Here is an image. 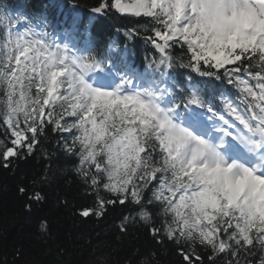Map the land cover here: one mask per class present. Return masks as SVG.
Listing matches in <instances>:
<instances>
[{
  "label": "snow or ice",
  "instance_id": "snow-or-ice-1",
  "mask_svg": "<svg viewBox=\"0 0 264 264\" xmlns=\"http://www.w3.org/2000/svg\"><path fill=\"white\" fill-rule=\"evenodd\" d=\"M30 159L25 212L62 160L59 206L146 234L127 264H264V0H0V168Z\"/></svg>",
  "mask_w": 264,
  "mask_h": 264
},
{
  "label": "trees",
  "instance_id": "trees-1",
  "mask_svg": "<svg viewBox=\"0 0 264 264\" xmlns=\"http://www.w3.org/2000/svg\"><path fill=\"white\" fill-rule=\"evenodd\" d=\"M22 3L24 0H10ZM34 4L62 3L63 0H32ZM94 0H82L93 3ZM110 22L102 25L107 28ZM143 45H137V60H142ZM42 160L21 161L14 172L0 168V264H99L98 257L105 255L108 264H127L133 254L152 249L143 230L133 231L122 242L115 239L117 229L113 224L115 215L99 225L83 224L71 215L68 209L59 206L65 195L73 199L75 186L67 183L72 179L62 160L52 165V183L43 187L46 201L36 206L31 214L25 212L18 198L17 185H30L31 180L44 170ZM47 219L51 232L41 237L39 223ZM119 223L118 220L115 221ZM63 248L62 254L59 249ZM16 249L21 250L19 256ZM161 264H175L176 256L171 252L158 251Z\"/></svg>",
  "mask_w": 264,
  "mask_h": 264
}]
</instances>
